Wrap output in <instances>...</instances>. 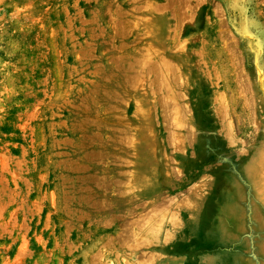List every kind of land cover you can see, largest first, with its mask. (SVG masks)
<instances>
[{
	"label": "rangeland",
	"instance_id": "obj_1",
	"mask_svg": "<svg viewBox=\"0 0 264 264\" xmlns=\"http://www.w3.org/2000/svg\"><path fill=\"white\" fill-rule=\"evenodd\" d=\"M176 1L0 0V264H264V0Z\"/></svg>",
	"mask_w": 264,
	"mask_h": 264
},
{
	"label": "bare ground",
	"instance_id": "obj_2",
	"mask_svg": "<svg viewBox=\"0 0 264 264\" xmlns=\"http://www.w3.org/2000/svg\"><path fill=\"white\" fill-rule=\"evenodd\" d=\"M182 1H186V0H182ZM177 3L178 2H180V0L179 1H176ZM175 3V2H174ZM165 4V3H164ZM173 4V3H172ZM179 4V3H178ZM182 4V3H181ZM180 4V5H181ZM146 5H148V3L146 4ZM146 5H144V7L146 6ZM166 6L168 7V5L166 4ZM179 6V5H178ZM183 6V5H182ZM143 7V6H142ZM143 7V8H144ZM155 7V8H154ZM154 7H152V8H154V9H156V11H158V9L160 8V6H158V5H156V6H154ZM145 8H147V7H145ZM162 8H164L163 6H162ZM166 8V7H165ZM179 8H180V6H179ZM150 9H151V6H150ZM188 9V8H187ZM161 11H163L162 9H160ZM165 10V9H164ZM167 10V9H166ZM185 10H186V8H185ZM190 10V9H189ZM161 11H159V13L161 12ZM173 11H175V10H173ZM179 11V10H178ZM191 11V10H190ZM154 12H155V10H154ZM172 12V11H171ZM173 13V12H172ZM182 13H184V12H182ZM188 13H190L189 11H188ZM170 15H171V13H170ZM185 15V14H184ZM182 17H183V14H182ZM184 18V17H183ZM193 19V18H192ZM188 20H189V18H188ZM190 21V20H189ZM170 30V29H169ZM168 30V31H169ZM146 49V48H145ZM148 51V50H147ZM146 51V52H147ZM174 51V50H173ZM172 51V52H173ZM177 51V50H176ZM179 51V50H178ZM185 51V50H184ZM145 52V53H146ZM149 54V53H148ZM159 57H162V56H159ZM159 57H158V59H159ZM172 57V56H171ZM148 58V57H147ZM150 58V57H149ZM164 58V57H163ZM144 59V58H143ZM146 59V58H145ZM160 60V59H159ZM161 60H163L162 58H161ZM141 61H144V60H141ZM164 61V60H163ZM257 61V60H256ZM259 61V60H258ZM145 62V61H144ZM155 62V61H154ZM153 62V63H154ZM151 63V62H150ZM156 63V62H155ZM154 63V64H155ZM166 63V62H165ZM168 63V62H167ZM167 63H166V65H167ZM142 64V63H141ZM144 64V63H143ZM153 64V65H154ZM159 65V71L160 72H164V73H166L165 71H167V74L166 75H168V73H169V71H170V67H169V65L171 66V64H168V67L166 66V67H164V62L162 63L161 61L158 63ZM173 64V63H172ZM149 66V65H148ZM147 67V66H146ZM149 68V67H148ZM154 68V67H153ZM151 69V68H150ZM150 69H148L147 70V68H145V66H141L140 64H135V65H133V66H129V73H131V75H129V76H131L130 78H129V82H128V88L130 89V90H135L136 88L138 89H141V90H143L144 92H146V91H148L149 92V90H150V85L152 86V84H153V86L155 87V89H156V84L154 85V83L155 82H153L152 84L150 83V82H148V83H143V81L145 80L144 79V77L149 73V71H150ZM156 69V68H155ZM152 70V69H151ZM157 70V69H156ZM172 70V69H171ZM151 72H153V71H151ZM154 73H156V72H154ZM157 73H158V71H157ZM157 73H156V75H157ZM170 73H172V72H170ZM150 74V73H149ZM162 74V73H161ZM173 74H175V73H172V77L174 76ZM160 75V73H158V75L157 76H159ZM148 76V75H147ZM161 76V75H160ZM175 77V76H174ZM154 78H155V75H154ZM157 78H159V77H157ZM162 76H161V80H162ZM144 79V80H143ZM147 79V78H146ZM157 81V80H156ZM160 81V80H159ZM179 81V80H178ZM162 82V81H161ZM163 82H164V79H163ZM173 82L175 83V79H174V81L172 80V78H171V80H169V78H168V76H167V81L165 80V84L167 85L166 87H168V89H170V88H172V84H173ZM180 83H181V81H180ZM159 84H162V83H159ZM158 86V85H157ZM160 86L161 85H159V88H160ZM177 86V85H176ZM148 87H149V90H148ZM158 88V87H157ZM160 90V89H159ZM127 91H128V89H127ZM151 91V94L153 95L154 94V91L153 90H150ZM157 92H158V90H157ZM156 92V94H158ZM159 92H162L161 90L159 91ZM173 92V91H172ZM166 92H164V94H165ZM178 93H179V91H178ZM178 93L177 92H173L172 93V96H173V98L174 97H176V96H178ZM103 94V93H102ZM106 94V93H105ZM150 94V95H151ZM166 95H167V93L165 94V96L162 98L163 100L161 101V107L163 108V111L159 114V113H157L158 115H157V120H158V122L159 123H161L162 124V121H164V122H166L167 121V119L169 118H171V120L170 121H172V117H174L175 115L176 116H178V113H176V111H174V109L176 108V104L175 103H173L172 101L173 100H171V101H169L168 102V99H167V101H165V99H166ZM106 96H108V95H106ZM160 96H161V93H160ZM181 96V95H180ZM109 97V96H108ZM107 97V98H108ZM153 97V96H152ZM181 97H183V96H181ZM180 97V98H181ZM167 98H169V97H167ZM121 99L123 100V97H121ZM161 99V98H160ZM176 99H179L178 97L176 98ZM180 100V99H179ZM157 101V100H156ZM165 101V102H164ZM152 102V101H151ZM188 102V101H187ZM149 102H148V100L147 99H145L144 101H142L141 103H137V102H132V103H130V102H128V107H129V112L131 113V108L132 107H135V106H137V105H139V106H145L146 107V105L148 104ZM155 103V102H154ZM156 106V105H155ZM180 107V106H179ZM182 107H183V105H182ZM181 107V108H182ZM186 107V106H185ZM154 109L156 110L157 109V107H154ZM177 109H178V105H177ZM176 109V110H177ZM138 110H139V108H138ZM137 110V111H138ZM172 110V111H171ZM180 110V109H179ZM184 110V109H183ZM166 111H168L169 112V114H170V112L172 113V116H167V115H169V114H167L166 113ZM173 111H174V113H175V115H174V113H173ZM178 111V110H177ZM163 112H165L167 115H165V113H163ZM186 112V111H185ZM189 112V111H188ZM130 113L128 114V119H127V121L124 123L125 125L122 127L123 129H122V131L120 132V138H118L119 139V141H120V143L122 142H124V144L126 145V143H128V141L130 140L131 141V139H133V137L135 138V137H138L139 136V133L140 132H143V130H145V129H147V132H145L146 134H150V133H153V127L154 126H151V122H152V116L151 115H148V114H146L145 112L143 113L142 112V114L140 115V117H139V119H138V121L137 122H135L133 119H131V116H130ZM187 113V112H186ZM182 116H184L183 114H182V112L180 113ZM180 115V116H181ZM162 116V118L161 119H159L160 117ZM165 116H167V119L166 120H164L166 117ZM175 116V118L177 119V117ZM181 116V117H182ZM154 117H156V116H154ZM153 117V118H154ZM163 117H165L164 119H163ZM175 119V120H176ZM180 119H183V118H180L179 117V121H180ZM186 119V118H185ZM175 120H173V122H175ZM168 122V121H167ZM176 122H178L177 120H176ZM183 122V121H182ZM187 122V121H186ZM123 123V122H122ZM169 123H171V122H169ZM121 124V123H120ZM179 124V123H178ZM181 124V123H180ZM168 124H166V126H167ZM171 125V124H170ZM169 126V125H168ZM177 126V125H176ZM180 126V125H179ZM179 126H178V128H179ZM173 126L171 125L170 126V128H172ZM175 127V126H174ZM173 127V128H174ZM182 127V126H181ZM150 128H152L151 130H150ZM172 128V129H173ZM177 128V127H176ZM175 128V129H176ZM177 128V129H178ZM183 128V127H182ZM160 129L161 130H163V128H161L160 127ZM168 130H169V128H167ZM184 129V128H183ZM185 129H186V127H185ZM184 129V130H185ZM230 129V128H229ZM228 129V130H229ZM191 130V129H190ZM189 130V131H190ZM158 131V130H157ZM156 131V134L158 135V132ZM172 131V130H171ZM171 131H169V133H172ZM186 131H188V129H186ZM118 132V131H117ZM191 132V131H190ZM193 132V131H192ZM195 132V131H194ZM174 133V132H173ZM185 133V132H184ZM161 134H162V132L161 133H159V136H161ZM167 134V133H166ZM175 134V133H174ZM185 134H187V133H185ZM169 135H171V134H169ZM169 135H167V136H169ZM172 136V135H171ZM174 136V135H173ZM185 137H187V136H185ZM189 137V136H188ZM177 138V137H176ZM179 138V137H178ZM183 138V137H182ZM230 138V137H229ZM171 139H173V138H171ZM154 140V139H153ZM166 140V139H165ZM169 139H167L166 141H168ZM176 139H174V141H175ZM133 142V141H132ZM132 142H131V144H132ZM151 142H152V140H151ZM170 142H172V141H169V143ZM119 143V144H120ZM161 143V142H160ZM175 143V142H174ZM177 144H180V143H177ZM187 144V143H186ZM148 145H149V143H148ZM147 145V146H148ZM172 145V147H173V144H171ZM188 145V144H187ZM143 146V144L141 143V141H139V140H136L135 139V142H133V148L135 149V150H138L140 147H142ZM145 146V145H144ZM170 147V146H169ZM149 148V147H148ZM177 148V147H176ZM163 148H162V144H161V146L160 145H158L157 144V147L155 148V150H154V155H155V157H156V161H157V163L155 164V167H156V165L158 166V164H159V161H158V155L157 154H160V150H162ZM179 149H180V147H179ZM140 150V149H139ZM172 150H174V149H172ZM146 151V150H145ZM144 151V152H145ZM174 152V151H173ZM105 153L107 154V155H109L110 154V152H109V150H105ZM143 153V152H142ZM128 149H127V146H126V148H125V154H124V156H123V159H121L120 160V165H121V169L119 170L120 172L118 173V179L117 180H115V182H112L111 183V185H112V187L114 186V185H116V188H122L125 184L123 183V181H125L126 180V183H127V180L129 181V179H130V181L131 180H135V182L136 183H130V185L133 187L134 185H136L137 183H138V186H140V185H142L143 183H144V180H143V177H142V169L141 168H139L138 167V165H137V163H138V161H139V159H137V162H136V160L133 162V165L131 166L130 165V162L128 161ZM181 154V153H180ZM103 155H104V151H103V149L102 150H100L99 151V160H101V158L103 157ZM110 156V155H109ZM161 156V155H160ZM259 156V155H258ZM127 157V158H126ZM160 159V158H159ZM142 160H143V157H142ZM141 160V161H142ZM149 160V159H148ZM155 161V162H156ZM259 161V160H258ZM175 162V161H174ZM164 163V162H163ZM167 163H168V161H167ZM147 164H148V162H147ZM151 164V163H150ZM165 165V164H164ZM171 166V165H170ZM132 167H133V172H131V170H132ZM167 167V166H166ZM263 168V167H262ZM136 169H137V171H136ZM139 169H141V170H139ZM139 170V171H138ZM100 174V173H99ZM104 175V174H103ZM167 175V174H166ZM107 180V179H106ZM111 180V179H110ZM259 181V180H258ZM252 183V182H251ZM124 184V185H123ZM191 185V184H190ZM254 185V184H253ZM107 186H108V182H106V181H104V179L103 178H101L100 176H99V191H102V190H104V189H107ZM254 186H257V185H254ZM257 188V187H256ZM185 189V188H184ZM230 189V188H229ZM171 190V189H170ZM205 190V189H204ZM257 190V189H256ZM130 192H131V190H129ZM233 191H237V189L236 190H233ZM140 192V191H139ZM129 194V193H128ZM130 195V194H129ZM136 195V194H135ZM234 195H235V193H234ZM139 196V195H138ZM140 197V196H139ZM128 198V197H127ZM117 199V198H116ZM170 199V198H169ZM143 200V199H142ZM166 200V199H165ZM170 200H172V199H170ZM170 200H168V201H170ZM167 201V200H166ZM172 201H174V200H172ZM191 201V200H190ZM165 202V201H164ZM195 202V201H194ZM168 203V205L169 206H171L172 205V203H170L169 204V202H167ZM189 206V205H188ZM160 207H162V206H160ZM189 216V215H188ZM166 218H167V216H166ZM193 218V217H192ZM194 219V218H193ZM194 221V220H193ZM166 222V221H165ZM192 223V222H191ZM113 225V224H112ZM162 225V224H161ZM158 228V227H157ZM144 229H146V228H144ZM164 230V229H163ZM120 231V230H119ZM160 234V233H159ZM174 237V236H173ZM130 239V238H129ZM112 242V241H111ZM154 244V243H153ZM156 245V244H155ZM132 258V257H131ZM132 259H134V258H132ZM169 259V258H168ZM177 258H175V260H176Z\"/></svg>",
	"mask_w": 264,
	"mask_h": 264
}]
</instances>
